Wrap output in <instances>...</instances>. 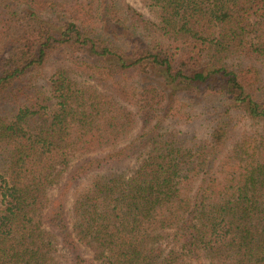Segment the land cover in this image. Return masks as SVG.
I'll return each instance as SVG.
<instances>
[{
	"label": "trees",
	"instance_id": "1",
	"mask_svg": "<svg viewBox=\"0 0 264 264\" xmlns=\"http://www.w3.org/2000/svg\"><path fill=\"white\" fill-rule=\"evenodd\" d=\"M138 1L0 0V264H264V0Z\"/></svg>",
	"mask_w": 264,
	"mask_h": 264
},
{
	"label": "rangeland",
	"instance_id": "2",
	"mask_svg": "<svg viewBox=\"0 0 264 264\" xmlns=\"http://www.w3.org/2000/svg\"><path fill=\"white\" fill-rule=\"evenodd\" d=\"M126 1H127L129 4H131L134 8H136L138 11H140L146 19H152V20H153V17L149 14V12L147 11V9L144 8L138 0H126ZM57 65L59 66L60 63H59V62L51 63L50 65L47 66V68H48V70H53L54 68L57 67ZM76 78H77V79H81V77H80V78L76 77ZM134 135H135V133H133V134L131 135V137H133ZM126 142H127V141H126ZM123 144H124V143H123ZM83 158H85V156L75 157V158L72 160L71 165L76 164L77 162H79V160H82ZM134 163H135L134 161H128V162H126V163L123 165L122 168H124V169L127 168L128 172H129L130 169L133 168ZM128 174H129V173H128ZM55 193H56V190H52V194H55ZM71 199H72V197L70 198L69 203L71 202ZM69 203H68V204H69ZM83 253L86 254L87 256H93V255H94L93 252H92L91 250L87 249V248H84V249H83ZM198 263H199V264H205L206 262H205L204 259H201V261L198 262Z\"/></svg>",
	"mask_w": 264,
	"mask_h": 264
}]
</instances>
